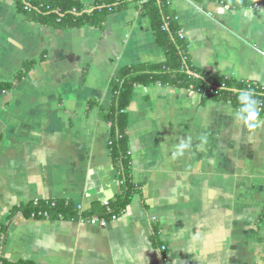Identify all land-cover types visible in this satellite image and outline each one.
Masks as SVG:
<instances>
[{
	"label": "crops",
	"instance_id": "1",
	"mask_svg": "<svg viewBox=\"0 0 264 264\" xmlns=\"http://www.w3.org/2000/svg\"><path fill=\"white\" fill-rule=\"evenodd\" d=\"M74 1L97 8L98 0ZM138 1L108 14L100 28L62 30L0 0V83L20 76L0 90L1 260L264 264V114L248 132L234 121V106L193 90L133 89L126 129L137 190L106 227L17 210L62 200L100 215L118 196L100 108L109 107L120 68L166 61ZM170 10L194 67L264 86L263 5L170 0Z\"/></svg>",
	"mask_w": 264,
	"mask_h": 264
},
{
	"label": "trees",
	"instance_id": "2",
	"mask_svg": "<svg viewBox=\"0 0 264 264\" xmlns=\"http://www.w3.org/2000/svg\"><path fill=\"white\" fill-rule=\"evenodd\" d=\"M19 11L27 18L68 30L84 26L102 27L108 14L125 8L131 0H98L97 7L91 13H83L87 8L74 0H14ZM203 1V0H197ZM214 1L231 9L252 8L264 5V0H207ZM141 12L149 17L155 30L156 42L162 47L166 61L158 64H137L125 66L118 70L111 79V100L107 109L100 108V117L110 125L109 149L113 166L117 172L120 192L118 196L104 207L100 215H87L79 212L69 201L40 200L19 206L17 210L30 218L31 214L41 212L50 220H74L97 216L110 220L113 215L121 214L137 190L131 179V161L127 135V108L133 89L137 86L162 85L184 90H193L201 95L202 100L230 103L238 107L237 97L240 91L251 90L264 114V86L256 82H238L219 78L204 72L191 64L188 55V42L180 36L181 27L170 10V0H140ZM27 69V68H26ZM188 71L194 75H189ZM0 83V90L7 91L18 82ZM0 227V239L3 237ZM0 262L8 263L0 259ZM11 264V263H10ZM31 264V263H19Z\"/></svg>",
	"mask_w": 264,
	"mask_h": 264
},
{
	"label": "clouds",
	"instance_id": "3",
	"mask_svg": "<svg viewBox=\"0 0 264 264\" xmlns=\"http://www.w3.org/2000/svg\"><path fill=\"white\" fill-rule=\"evenodd\" d=\"M226 9L220 8L223 13ZM238 107L233 112V119L237 124L242 125L248 132L255 131L262 122L259 117L258 101L253 91H240L237 97Z\"/></svg>",
	"mask_w": 264,
	"mask_h": 264
},
{
	"label": "built area",
	"instance_id": "4",
	"mask_svg": "<svg viewBox=\"0 0 264 264\" xmlns=\"http://www.w3.org/2000/svg\"><path fill=\"white\" fill-rule=\"evenodd\" d=\"M264 6V5H263ZM181 36V35H180ZM258 111L259 113L261 112V107L260 105H258ZM38 202L37 201H34V204H36ZM104 207L108 208V203H103ZM76 209L79 211V212H82L81 208L80 207H76ZM36 215L34 213L31 214L30 218H34L35 219ZM37 217H42L41 219L42 220H50L47 218L46 214H42L41 212H39L37 214ZM117 218L116 215H113L111 217L110 220H107V219H104V218H100V217H97V216H92V217H89V218H79L77 220V222L79 223H87L89 225H93V226H97V227H101V228H104L106 227L107 223L109 221H113ZM162 249H165V247H162ZM165 261L167 262V259H165ZM0 264H9V263H3V262H0Z\"/></svg>",
	"mask_w": 264,
	"mask_h": 264
},
{
	"label": "water",
	"instance_id": "5",
	"mask_svg": "<svg viewBox=\"0 0 264 264\" xmlns=\"http://www.w3.org/2000/svg\"><path fill=\"white\" fill-rule=\"evenodd\" d=\"M95 8H91V9H88V10H85L83 11V13H91ZM188 74L189 75H194L192 72L188 71Z\"/></svg>",
	"mask_w": 264,
	"mask_h": 264
}]
</instances>
